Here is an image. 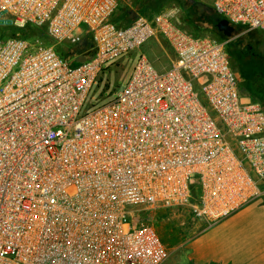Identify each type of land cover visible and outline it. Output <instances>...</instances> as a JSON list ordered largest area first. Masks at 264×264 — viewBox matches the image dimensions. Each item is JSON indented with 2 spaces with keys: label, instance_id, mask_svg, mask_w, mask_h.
<instances>
[{
  "label": "built area",
  "instance_id": "2783aa9c",
  "mask_svg": "<svg viewBox=\"0 0 264 264\" xmlns=\"http://www.w3.org/2000/svg\"><path fill=\"white\" fill-rule=\"evenodd\" d=\"M118 5L0 0V264H163L141 212L186 208L210 227L264 197V108L229 63L237 36H193L172 10L118 21ZM211 9L264 31V0ZM151 40L167 42L168 68L142 53ZM131 55L123 86L93 98Z\"/></svg>",
  "mask_w": 264,
  "mask_h": 264
},
{
  "label": "rangeland",
  "instance_id": "374dc122",
  "mask_svg": "<svg viewBox=\"0 0 264 264\" xmlns=\"http://www.w3.org/2000/svg\"><path fill=\"white\" fill-rule=\"evenodd\" d=\"M118 2V21L136 15L151 17L172 10L175 11L176 24L185 32L199 38L224 39L221 33H212L211 25L205 21H198L199 23L193 21L198 19L199 10L198 8L194 10L192 5L211 9V0H118ZM143 11L145 14H142ZM232 36L237 37L227 44L225 49L231 68L239 79L241 94L260 103L264 108V31L244 33V30H237ZM40 38L47 41L42 35ZM68 50L67 46L57 47L59 54L66 55ZM142 52L159 69L168 68L174 59L164 40L149 41L142 48ZM134 59V55L121 59L102 72L95 88L98 91L94 90L93 98H98L99 102L111 99L126 81ZM140 220L151 224L165 245L167 258L163 264H185L182 244L208 227L194 220L186 208L141 212Z\"/></svg>",
  "mask_w": 264,
  "mask_h": 264
},
{
  "label": "crops",
  "instance_id": "0c3cea01",
  "mask_svg": "<svg viewBox=\"0 0 264 264\" xmlns=\"http://www.w3.org/2000/svg\"><path fill=\"white\" fill-rule=\"evenodd\" d=\"M182 248L185 264H264V197L204 228Z\"/></svg>",
  "mask_w": 264,
  "mask_h": 264
},
{
  "label": "trees",
  "instance_id": "16d2710c",
  "mask_svg": "<svg viewBox=\"0 0 264 264\" xmlns=\"http://www.w3.org/2000/svg\"><path fill=\"white\" fill-rule=\"evenodd\" d=\"M192 7L194 8V10H195V8H198V10H199L197 12L198 19H195L193 21L194 22L196 21L195 23H197L198 21H201V22L205 21L207 24L211 25V28H212V29H210L211 32L214 33V34H217L218 31H217L215 25H216V22H217V20L219 18L212 12V9L202 8L200 5H196V6L192 5ZM142 14H145V12L143 11ZM127 20H129V19H127ZM127 20H124V21H127ZM17 35H20L21 37H23V38H25L27 40H32L34 38V33L29 31V30H22V31L18 32ZM220 40H222V38ZM44 43L46 45L50 44V42L48 40L44 41Z\"/></svg>",
  "mask_w": 264,
  "mask_h": 264
},
{
  "label": "water",
  "instance_id": "95a60500",
  "mask_svg": "<svg viewBox=\"0 0 264 264\" xmlns=\"http://www.w3.org/2000/svg\"><path fill=\"white\" fill-rule=\"evenodd\" d=\"M215 27L224 38H230L236 33L235 28L231 26L225 19H218Z\"/></svg>",
  "mask_w": 264,
  "mask_h": 264
}]
</instances>
